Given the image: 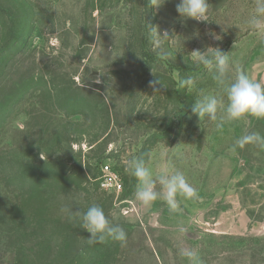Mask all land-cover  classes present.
I'll use <instances>...</instances> for the list:
<instances>
[{
	"label": "rangeland",
	"instance_id": "obj_1",
	"mask_svg": "<svg viewBox=\"0 0 264 264\" xmlns=\"http://www.w3.org/2000/svg\"><path fill=\"white\" fill-rule=\"evenodd\" d=\"M208 2L197 22L179 18L178 0H0V264H188L182 247L204 264H264V149L236 147L264 136V119L200 120L198 94L222 93L214 65L190 59L218 47L231 79L264 84V32L247 23L255 0ZM130 161L182 172L197 197L178 195L175 212L140 204ZM104 164L119 188L101 186ZM93 203L126 231L123 247L88 244L61 211Z\"/></svg>",
	"mask_w": 264,
	"mask_h": 264
},
{
	"label": "clouds",
	"instance_id": "obj_2",
	"mask_svg": "<svg viewBox=\"0 0 264 264\" xmlns=\"http://www.w3.org/2000/svg\"><path fill=\"white\" fill-rule=\"evenodd\" d=\"M165 2L166 0H150L155 8H159ZM175 9L179 18L184 21L188 19L197 22L210 20L208 0H178ZM247 23L251 29L264 32V0H255L254 11L249 16ZM156 32L161 37L157 46L161 51L162 58H165L167 53L164 52L163 45L169 39V34L167 31H158L157 29ZM193 35L199 37L198 32ZM209 35H212L214 39L220 38L215 33H209ZM190 59L198 66L214 65L215 71L212 79L222 93V97L203 92L198 94L192 107V113L200 120L207 117L211 121H217V127H221L225 122L237 121L246 116L264 119V84L253 80L244 71L237 72L235 78L231 79L229 77L231 59L218 47H208L204 50L194 49L190 52ZM190 82V80L182 81L181 86ZM178 109L170 106L169 112L175 113ZM219 112H223V116L218 119ZM246 144H254L264 149V136L252 132L236 141V147L239 148H243ZM126 170L136 178L135 199L144 206L162 198L169 210L175 212L179 208L178 195L186 200L197 197V190L188 183L185 175L180 171L172 172L168 168H162L154 174L143 161H130ZM157 183L161 186L159 192L156 191ZM61 211L69 222L90 234L87 240L90 245L104 242L108 238L118 241L122 247L127 242L126 231L119 224L112 225L105 215L103 207L98 203L89 205L86 211L75 213L69 211L66 214L64 207ZM178 231L183 233L186 229L180 226ZM180 255L187 259L188 264H204L198 250L182 247Z\"/></svg>",
	"mask_w": 264,
	"mask_h": 264
},
{
	"label": "built area",
	"instance_id": "obj_3",
	"mask_svg": "<svg viewBox=\"0 0 264 264\" xmlns=\"http://www.w3.org/2000/svg\"><path fill=\"white\" fill-rule=\"evenodd\" d=\"M102 176L100 178L101 186L109 189H116L119 188V180L114 174L107 164H104L101 168Z\"/></svg>",
	"mask_w": 264,
	"mask_h": 264
},
{
	"label": "trees",
	"instance_id": "obj_4",
	"mask_svg": "<svg viewBox=\"0 0 264 264\" xmlns=\"http://www.w3.org/2000/svg\"><path fill=\"white\" fill-rule=\"evenodd\" d=\"M31 169H32V171H36L39 168L37 166L36 167L35 166H32ZM19 260H21V257H16L13 264H18L19 263Z\"/></svg>",
	"mask_w": 264,
	"mask_h": 264
}]
</instances>
